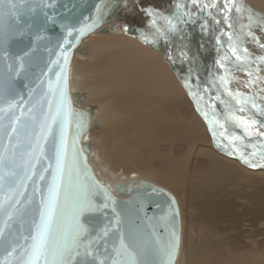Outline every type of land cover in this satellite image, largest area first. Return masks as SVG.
<instances>
[{"label":"bare ground","instance_id":"1","mask_svg":"<svg viewBox=\"0 0 264 264\" xmlns=\"http://www.w3.org/2000/svg\"><path fill=\"white\" fill-rule=\"evenodd\" d=\"M142 1L147 2L142 3V6H156L166 17L174 18L178 12V0ZM179 2L183 3L185 11L193 15L185 16V22L179 23L176 31L166 33V38L163 37L164 52L160 50L157 36L153 35L155 28L151 21L154 16L127 10L122 19L108 23L107 32L94 31L86 36L80 44L82 51H75L72 56L70 91L83 95L81 107H93L91 125L84 134L82 143L89 145L87 158L94 173L115 194L118 193L113 190V185L118 181L136 183L140 179H146L176 192L182 189V182L186 181L190 200L193 201L197 195H204L212 200L211 197L217 195L224 186L227 189L239 182L254 184L263 180L264 161L260 159V152L264 151V136L246 135L243 125H238L231 115L258 121L257 125H253L252 132L264 133V127L259 126L264 123V114L260 111L264 109V95L256 93L257 90L264 89V76H254L251 66L247 69L239 66L228 51L230 42L227 34L221 33L216 38L217 31L226 25L223 22L225 15H216L215 7L212 8V15H204L211 9L202 11L200 7L192 4L191 0ZM211 2L212 0H201V3ZM235 3L243 5L244 9L250 10L254 16L264 18V0H235ZM232 13L230 20L233 24L229 33L235 36L236 30L244 31L239 24L244 14L248 15V11L237 13L233 9ZM234 18H237L236 21ZM254 26L261 30L258 25ZM224 36L227 38L224 39ZM145 37L150 42H146ZM255 37V49L260 56H264V49L260 47L264 44V39L261 42L256 35ZM218 38L229 58L222 61L225 68L217 64V61L224 57L215 51ZM93 39L98 40L91 50L94 51L97 47L99 51L103 49V54H94L92 60L95 61V66L92 73L83 74L80 64L84 60L82 55L86 48L82 44L84 40ZM240 48L244 49L241 45ZM193 49L199 53L198 56ZM213 52L217 54L213 64L215 96L212 95L210 80L203 79L205 76L201 65V56H215ZM76 53L78 59L75 58ZM169 61L181 75L191 76L198 71V83L201 86L202 83L203 86L206 85L209 95L207 106L209 104V109L211 107L210 113L202 99L196 102V109L190 95L171 69ZM197 61L200 63L199 67L196 66ZM228 67L236 71L231 73ZM225 69L228 70L226 78L230 84L234 79H244L240 75L242 69L252 73L244 79L250 88L245 95L253 98L257 107H253L250 101L245 111L240 112V105L227 99L229 97L225 87H228H222L219 80V77L226 75ZM232 88V91L230 88L228 90L233 94L239 92L245 97L241 88L234 85ZM217 96L220 99H217ZM221 99L232 105L231 115L224 104H221ZM219 107L224 113V118L218 110ZM182 108H185L188 114L185 115ZM204 113H207V119ZM210 121L219 123L210 124ZM220 124L225 127L221 128ZM208 132L212 136L211 140L205 138ZM238 135L241 139L234 143L225 139L226 136L239 137ZM164 143L169 146L167 150L160 149ZM176 143H184L186 152L176 155L173 152ZM234 148L236 151H233ZM193 152L203 156L207 163L203 168L191 172L188 158ZM240 153L245 157L255 153L252 163L256 166L253 167L252 163L242 160ZM153 160H157L159 165L154 166ZM185 237L184 234L181 235L175 264H264V254L258 256L259 258H254L250 252L227 254L222 250L219 241L198 249L192 246L193 241Z\"/></svg>","mask_w":264,"mask_h":264},{"label":"snow or ice","instance_id":"2","mask_svg":"<svg viewBox=\"0 0 264 264\" xmlns=\"http://www.w3.org/2000/svg\"><path fill=\"white\" fill-rule=\"evenodd\" d=\"M191 3L201 10L216 7V0L209 3H201V0H191ZM235 10L237 13L248 11V25H242V28L258 25L264 31V18L254 16L250 10L244 9L243 5H238L235 0H225L221 11L226 10L225 22L229 17L227 12ZM177 14L174 18L161 17L165 27L157 25L154 18L151 21L155 28L154 36L165 37L167 32L177 30L179 23H184V17H191L193 13L184 10L183 3H177ZM97 12L102 10L98 6ZM150 16L155 14L148 10ZM209 15L211 13L209 12ZM99 22V16L92 18V22L84 24L76 29L81 35L96 26ZM19 23V11L15 0H0V36L7 37L15 24ZM232 25L229 24V27ZM73 29H69L68 35L71 36ZM229 39L228 51L239 63V66L247 69L250 67L248 49L240 48V37L233 33H227ZM247 35L253 40L256 37L253 32L248 31ZM79 39V36L76 37ZM146 42L147 38L145 37ZM6 40H0L4 43ZM218 43L219 38H218ZM70 41L65 38L64 44L60 45L63 49L65 44ZM75 46L74 44L72 45ZM260 47L264 49V44ZM7 55V53H5ZM64 64L61 66V72H57L55 80L48 81V90L44 96L40 97L37 103L31 104L27 112H21L20 116L15 114L17 103L15 100H8L6 106L0 107V214H3L4 220L0 222V246L3 247L5 256L0 259V264H172L177 247L176 232L172 231L168 240L162 241L159 235L153 230L147 237L140 229H133L125 234L122 227V216L117 211L115 199L108 193L107 189L95 181L87 169L86 158L83 150L77 147L78 136L83 129L85 114L74 113L70 108V100L67 96V76L66 66L68 63V53L62 52ZM22 60V58H17ZM229 58L224 56L217 64L225 68L222 61ZM257 63H264V56L256 57ZM57 63V61H53ZM9 71H12V65H9ZM23 64H20V68ZM20 68L16 69L18 74ZM259 69H256L258 71ZM226 75L219 77L221 86L224 87L228 80ZM248 75L252 73L249 71ZM228 97L240 105L239 111L244 112L247 104L251 101L253 107H257L253 98L243 97L239 92L233 94L225 87ZM4 93L0 91V99H3ZM48 99V111H43V101ZM217 99H220L217 96ZM31 100V94H30ZM225 109L231 115L232 105L223 99L220 100ZM264 114V109L260 110ZM207 119V113H204ZM42 117V119L40 118ZM231 118L238 125H243L246 135H260L264 133H253V125L259 122L252 119L247 120L243 116L231 115ZM75 123L77 132L72 137L71 146H69V127ZM219 123L210 121V124ZM264 127V123H260ZM38 127L39 131H35ZM220 127H225L220 124ZM215 135V129H213ZM223 135V133H221ZM8 143H4V138ZM34 137V138H33ZM229 143L240 140L237 136H226ZM26 145V146H25ZM233 151H236L234 148ZM19 153L20 162H17ZM252 153L250 157H245L240 153L241 159L246 163H252ZM260 159L264 161V151L260 152ZM41 160H47L48 165L39 174V181H46L43 188L39 181L33 180L36 176V163ZM252 166L256 165L252 163ZM50 172V177L46 178L44 173ZM33 180V194H39L40 200L38 208V218H34L32 229L28 236H24L25 243H17L10 229V221L23 211L25 205H31L33 195L27 196L24 203H21V197L25 195L27 182ZM97 197L102 199V203L97 201ZM18 205L20 207H18ZM111 208L112 219L103 227L95 230L86 222V216L89 214L105 213L106 209ZM171 206L168 215L161 217L160 220L166 225L175 224L171 217ZM149 228H154L152 218H149ZM111 239V245L108 240ZM104 242V251L101 253L97 245ZM110 247V250H109ZM156 256L159 259L150 260L148 257ZM91 258L86 262L78 258Z\"/></svg>","mask_w":264,"mask_h":264},{"label":"water","instance_id":"3","mask_svg":"<svg viewBox=\"0 0 264 264\" xmlns=\"http://www.w3.org/2000/svg\"><path fill=\"white\" fill-rule=\"evenodd\" d=\"M15 3L18 6L19 23L14 25L6 38L0 36V40H6V42L0 43V91L4 93L3 99H0V107L6 106L8 100H15L17 103L15 114L20 116L22 111L26 113L31 104L37 103L40 97L44 96L47 92L48 81L55 80V74L61 72L64 59L60 54L67 52L69 57L65 69L67 76V96L70 100L71 110L74 113L79 112L85 114L84 126L78 136L77 147L83 150L88 171L95 181L102 184L115 199V207L121 213L122 227L126 235L130 230L138 228L147 237L154 230L161 240L166 242L170 233L172 231L176 232L177 247L172 261V264H175L180 244V213L176 199L170 191L146 179H140L136 183L118 181L113 185V190L118 194H115L105 183L98 179L88 162L87 152L89 151V145L82 143V138L91 125L93 107L91 105L81 107L83 95L81 93H72L69 85L72 56L75 51H82L80 44L86 36L94 31L99 33L107 32L109 30L108 23L113 20L122 19V16L127 10H134L133 12L146 15H148V10H152L155 14L152 17L157 20V25L162 28L165 27V23L161 17H166L165 14L156 6H150V8L147 5L142 6V3H147L142 0H15ZM178 3L181 2L178 0ZM98 6L102 10L101 13L97 12ZM97 16H99V22L94 28L87 30L82 35L78 31H75L81 28L82 25L91 23L92 18ZM227 26L228 22L225 27L227 28ZM69 29L74 30L71 36L68 35ZM77 36H79L78 40L76 39ZM65 38L70 43L65 44L64 48L61 49L60 45L64 44ZM157 39L160 50L164 52L163 37H157ZM214 39L216 38L214 37ZM73 44L75 45L74 47L72 46ZM190 48L192 49L191 44ZM194 52L198 56L199 53L196 50ZM212 54L215 56H201V65L205 76L203 79L204 81L206 79L210 80V85L212 86L211 91H213L212 95L215 96V78L213 77V72L215 71L213 64H215L217 54L215 52ZM18 57L22 58V60H18ZM165 59L168 62V59ZM53 61H57V63H53ZM21 63L23 64L22 68H20ZM199 64L197 61L196 66L199 67ZM9 65H12V71H9ZM169 65L190 95L196 109H198L196 102L202 99V101H205L206 109L210 113L211 107L209 109V104L207 106L210 100L209 95L206 91V85L204 84L203 86L202 83L201 86L198 83L199 81L196 76L198 71L191 76L186 74L181 75L176 71V66L172 62L169 61ZM17 68H20L18 74L16 73ZM48 99H51V96L42 102L44 112L48 111ZM218 110L224 118L222 109L219 107ZM40 118L42 119V117ZM35 131H39L38 127L35 128ZM76 132V124H70L69 146H71L72 137ZM3 142L5 144L8 143L6 137ZM17 162H20L19 153ZM47 165V160H41L36 163L35 171L37 175L33 177V180L39 181V174L43 172V169ZM44 175L48 178L50 177V172H45ZM33 180L27 182L25 195L20 198L23 204L27 196L33 195L32 204L25 205L23 211L10 221L12 227L9 231L17 243H25L23 237L30 234L33 219L38 218V213L35 209L38 208L40 195L33 194ZM45 183L46 181H39L40 187L43 188ZM2 195L3 193L0 192V196ZM97 201L100 203L103 202L100 197H97ZM170 206L172 209L171 217L175 220L174 225L171 223L166 225L160 220L161 217L169 214ZM18 207L20 206L18 205ZM105 213L106 215L104 213H96L86 216V222L94 229L93 235L95 234V230L103 227L104 224L112 219L113 213L111 208L106 209ZM149 218H152L154 228L148 227ZM3 220V214H0V222ZM111 243L112 240L109 239L108 244L111 245ZM97 248L103 253L104 242L101 241L97 245ZM4 256V249L0 246V259H3ZM78 259L85 260L86 262L91 261V258L81 257ZM148 259L157 260L159 258L150 256Z\"/></svg>","mask_w":264,"mask_h":264},{"label":"rangeland","instance_id":"4","mask_svg":"<svg viewBox=\"0 0 264 264\" xmlns=\"http://www.w3.org/2000/svg\"><path fill=\"white\" fill-rule=\"evenodd\" d=\"M218 3L221 5V8L218 6ZM224 3L225 0H216V15H226V10L221 11L222 7H224ZM232 14V11L227 12V15L229 17V21H227L228 26L226 28V25H224L221 29H219L216 33V38L219 37L221 33L227 34L230 32L229 29L231 27H229V24H233V21L230 20ZM244 15L245 16L241 18V23H245L246 25H248V15ZM235 19L237 18H234V20ZM223 22L225 24L227 23L225 22V16L223 17ZM241 23L239 24L240 26L243 25ZM253 26L254 25H251L246 29L244 28V31L236 29L235 30L237 32L236 34L242 40V42L240 40V45L242 46V48L248 49V52L250 54L249 60L251 61L250 66L252 67L253 75L264 76V64L256 62V57L260 56L255 49V47L257 46V42H254L251 37L246 36L247 32L251 31L257 36V39L262 42L264 39V31L260 30L256 26ZM226 38L227 36H224V39ZM97 40L93 39L83 41L82 46L86 48L85 52L82 55L84 57V60L80 64L81 67H83V69L81 70L83 74H85L86 72L92 73L95 66V61L92 60V56L94 54H103V49L99 51L96 47L94 51L91 50L95 46ZM220 42L217 43V46L215 45L216 50L218 51V53L220 52L221 54H223V56H227V53H225V51L223 50L224 46ZM75 58L78 59V53H76ZM228 69H230L231 73H233V71H236L232 67H228ZM256 69L259 70L256 71ZM240 75L244 79H246L248 73L244 69H242L240 71ZM244 79L240 77V80L235 81L234 79L231 82L234 86L239 87L244 91L243 95H245V93H248V91L250 90L249 85L245 82ZM232 84H230L229 82L226 84L228 89L230 88L229 90L231 91L233 89ZM256 93L264 95V89H259L256 91ZM227 99H230V101L232 102H236L231 97ZM182 111L185 112L186 109L182 108ZM186 114L188 113L185 112V115ZM94 129L95 127L92 129V131ZM205 138L207 140L212 139V136H210V132L206 134ZM168 148L169 146L165 143L160 146L161 150H167ZM186 149L187 147L184 143H176L173 146V152L176 155L185 153ZM189 157L188 167L189 171L191 172L203 168L207 163V160L203 156H198L194 152L190 154ZM153 164L154 166H158L159 162L157 160H153ZM262 178L264 180V176ZM263 180L254 184H249L246 182H241V184L239 182V185L236 183L234 186L227 187V189L226 186H224L222 187L223 191L220 189L217 195L211 197L212 200L205 197L204 195H197L196 197H194L193 201L189 199V196L187 194L188 187L186 186V181L182 182L183 187L178 192L164 185H160L158 183L156 184L170 191V193H172V195L176 199L180 213V239L181 235L184 234V236L193 241L192 246L198 249H202L203 247H206L208 245L210 246L219 241L221 243L222 250L227 254H233L236 252H250L251 254L253 253L252 256H254V258H259L258 256L264 254Z\"/></svg>","mask_w":264,"mask_h":264},{"label":"flooded vegetation","instance_id":"5","mask_svg":"<svg viewBox=\"0 0 264 264\" xmlns=\"http://www.w3.org/2000/svg\"><path fill=\"white\" fill-rule=\"evenodd\" d=\"M219 4V3H218ZM219 7L221 6L220 4L218 5ZM221 8V7H220ZM209 9H211V10H208L210 13H212L213 11H212V8H209ZM222 9H223V7H222ZM203 11V10H202ZM206 11V10H205ZM207 13V15H209V13L206 11L205 13H204V15ZM212 15V14H211ZM219 16H220V14H218Z\"/></svg>","mask_w":264,"mask_h":264}]
</instances>
